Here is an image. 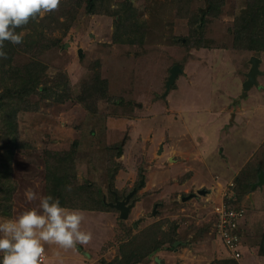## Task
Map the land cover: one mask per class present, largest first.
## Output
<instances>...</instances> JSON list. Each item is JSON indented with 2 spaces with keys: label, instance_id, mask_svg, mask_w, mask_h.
<instances>
[{
  "label": "rangeland",
  "instance_id": "obj_1",
  "mask_svg": "<svg viewBox=\"0 0 264 264\" xmlns=\"http://www.w3.org/2000/svg\"><path fill=\"white\" fill-rule=\"evenodd\" d=\"M122 1L88 12L84 0H61L58 11L17 29L22 44L4 47L0 88L28 86L15 117L25 144L0 139V219L38 207L24 195L32 188L81 209L82 230L93 235L75 249L46 245L44 264H110L123 244L128 252L137 246L142 259L132 264H213L225 252L211 231L212 204L233 180L250 245L238 262L264 264V181L251 187L264 171V52L240 48L231 33L247 0H129V15L146 21L132 43L114 39L110 11ZM258 21L263 36L264 14ZM253 54L261 72L242 93ZM176 61L182 71L166 90ZM218 177L229 179L221 189ZM131 189L126 217L111 205L82 209L74 201L85 192L109 201L112 191Z\"/></svg>",
  "mask_w": 264,
  "mask_h": 264
},
{
  "label": "clouds",
  "instance_id": "obj_2",
  "mask_svg": "<svg viewBox=\"0 0 264 264\" xmlns=\"http://www.w3.org/2000/svg\"><path fill=\"white\" fill-rule=\"evenodd\" d=\"M60 4L61 0H0V59H7L5 42L23 43L24 33L17 29L58 11ZM24 195L29 202L38 200V207L0 219V264H44L46 245L69 250L92 242V233L82 230L85 214L81 209L62 206L52 195L38 196L32 188Z\"/></svg>",
  "mask_w": 264,
  "mask_h": 264
},
{
  "label": "trees",
  "instance_id": "obj_3",
  "mask_svg": "<svg viewBox=\"0 0 264 264\" xmlns=\"http://www.w3.org/2000/svg\"><path fill=\"white\" fill-rule=\"evenodd\" d=\"M209 4L213 3V0H208ZM264 0H247L248 2V8L242 12L241 14H238L235 17L234 26L231 29V33L233 35V42L234 44H238L240 48L244 49H251L256 51L255 54L258 55V52L263 50L264 52V34L262 36L261 29L259 31H255L259 26V19L264 14L262 9H264ZM80 4L82 0H79ZM84 6L86 10L89 11H96L98 8H102V12L106 11L109 12L108 6L105 4V0H84ZM209 6V5H208ZM98 7V8H97ZM133 5L129 0H123L119 3V7L116 9H112L110 12L117 14V18H115L114 21V35H115V41L116 42H128L132 43L133 41H136V38L142 37L144 35V30L146 26V21H140L137 18L133 17L130 14L128 9H132ZM212 7H207L206 10L211 9ZM121 10L125 11L124 13V19H122V16L120 15ZM140 33V34H139ZM143 33V34H142ZM132 34V35H131ZM11 43L5 42L4 47H9ZM177 65L180 70L182 71V66L179 64V62L176 61L174 63ZM170 70V69H169ZM180 71V72H181ZM10 75H14L15 71L8 72ZM28 86L25 84V86H20L18 88L16 87H7L3 86L0 88V139L3 140L4 145H14V146H22L25 144L24 141H21L18 139L17 134V124L15 122V117L17 115V112L19 109L25 106H20L17 98L21 99L23 98V95L26 94L27 90L25 87ZM2 165L5 167V163H2ZM261 167H264V164H260ZM73 168V167H72ZM253 172V171H252ZM252 172H246V176L243 177L245 180L246 187L250 186V183L247 181V177L250 174V178L252 177ZM252 179V178H251ZM250 179V180H251ZM242 181V180H241ZM243 182V181H242ZM2 188L0 187V190ZM240 190V189H239ZM113 195V194H112ZM74 201H81L82 204H76L79 206V208L82 209H92V208H101L104 206H108L109 203L104 199V196L99 197L95 192H85L83 195V198L78 197L74 198ZM243 199V196L241 195V192H237L236 196H234V199L230 200L229 202L236 203H242L241 200ZM1 200V199H0ZM235 201V202H234ZM1 202V207L4 205L3 201ZM4 207V206H3ZM243 227H240V237L242 241L241 245V254L239 257H233L230 255L229 251L223 246L221 241L215 237V240L219 242V246L222 249L221 251H224L225 253L222 254L221 258L214 261L213 264H239L238 259L242 258L244 255V248L249 247L250 245L246 242V232L244 235ZM137 238V237H136ZM149 239V238H148ZM149 242L151 240L149 239ZM152 243V242H151ZM134 244V243H133ZM130 245V244H128ZM150 245V244H147ZM147 245H140L141 249H145V246ZM137 246L132 247L128 252V247L123 244L120 249L119 256L117 255L113 262L110 264H130L137 262L138 260L142 259L139 255H136L133 251L137 250ZM133 248V249H132ZM258 254L261 256H264V225L262 229V233L260 236V240L258 242Z\"/></svg>",
  "mask_w": 264,
  "mask_h": 264
},
{
  "label": "built area",
  "instance_id": "obj_4",
  "mask_svg": "<svg viewBox=\"0 0 264 264\" xmlns=\"http://www.w3.org/2000/svg\"><path fill=\"white\" fill-rule=\"evenodd\" d=\"M233 185V180L228 181L221 190L217 201L212 204L213 221L211 231L231 256L239 257L242 245L239 231L242 222L245 221L246 207L242 203L232 204L229 202L235 196Z\"/></svg>",
  "mask_w": 264,
  "mask_h": 264
},
{
  "label": "water",
  "instance_id": "obj_5",
  "mask_svg": "<svg viewBox=\"0 0 264 264\" xmlns=\"http://www.w3.org/2000/svg\"><path fill=\"white\" fill-rule=\"evenodd\" d=\"M248 61L250 63V66H249L248 70L246 71V73L244 74L245 79L242 83V93H245L251 85L257 84L256 76L258 73L261 72V70L259 69V63L261 61V58L259 56L253 54L250 56ZM180 71H181L180 68L175 64L170 67L169 74H168L167 80L165 82L166 90H168L170 87V84L173 83V81L177 75V72H180ZM263 181H264V171L262 168H259L258 174H257V179L255 182H253L251 184V187L261 186ZM204 191H205V189H197V192H200V193H203ZM129 194L126 196V199L115 200L114 202L109 203L111 206H114L115 208L119 209V215L121 217H126L131 206H132L133 201L126 203L127 202L126 200L128 199ZM175 243L176 242H174V244ZM86 255H88V253H86ZM156 259H158V258L156 257Z\"/></svg>",
  "mask_w": 264,
  "mask_h": 264
},
{
  "label": "flooded vegetation",
  "instance_id": "obj_6",
  "mask_svg": "<svg viewBox=\"0 0 264 264\" xmlns=\"http://www.w3.org/2000/svg\"><path fill=\"white\" fill-rule=\"evenodd\" d=\"M130 193V194H129ZM133 193H134V189H131L130 191H128L127 193H123V194H121V196L119 197L118 195H117V193H116V191H112V194H113V196H112V200H109V201H107L108 203H110V202H114L115 200H123V199H126V196L129 194V197H128V199L126 200L127 202L126 203H128V202H131L132 201V198H131V196L133 195ZM104 199H105V197H104ZM133 204V203H132ZM110 205V204H109ZM114 207V206H113ZM118 211H119V209H118Z\"/></svg>",
  "mask_w": 264,
  "mask_h": 264
},
{
  "label": "crops",
  "instance_id": "obj_7",
  "mask_svg": "<svg viewBox=\"0 0 264 264\" xmlns=\"http://www.w3.org/2000/svg\"><path fill=\"white\" fill-rule=\"evenodd\" d=\"M260 58H261V57H260ZM236 108H237V107H236ZM241 112H243V110H242ZM260 120H264L263 116L261 117ZM263 126H264V124H263ZM173 140H174V139H173ZM176 146L180 147V146L177 145V144H176ZM180 148H181V147H180ZM179 152H180V154H181V153H185V152H188V153H189L188 150H185V149H182V148H181V151L179 150ZM180 154H179V155H180ZM186 154H187V153H186ZM186 154H182V155H186ZM188 155H189V154H188ZM226 180H229V179H223L222 177H220V178L218 177L217 182H218V184H220V186H219L220 189H221V187H222V184H224V182H225ZM225 185H226V184H225ZM220 192H221V191L219 190L218 197H219V195H220ZM218 197H217V198H218Z\"/></svg>",
  "mask_w": 264,
  "mask_h": 264
}]
</instances>
